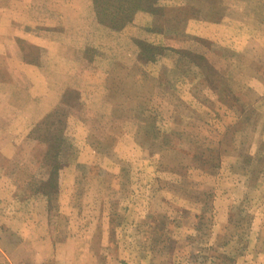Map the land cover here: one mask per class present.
Returning <instances> with one entry per match:
<instances>
[{"label": "rangeland", "instance_id": "rangeland-1", "mask_svg": "<svg viewBox=\"0 0 264 264\" xmlns=\"http://www.w3.org/2000/svg\"><path fill=\"white\" fill-rule=\"evenodd\" d=\"M130 1L0 0V56L43 40L17 39L43 77L11 102L59 93L0 154V213L30 226L11 261L264 264V0Z\"/></svg>", "mask_w": 264, "mask_h": 264}, {"label": "crops", "instance_id": "crops-1", "mask_svg": "<svg viewBox=\"0 0 264 264\" xmlns=\"http://www.w3.org/2000/svg\"><path fill=\"white\" fill-rule=\"evenodd\" d=\"M59 1L61 3H59ZM63 1H66L65 6H72L71 4L67 3L70 0H26V2L22 3V11L26 12L28 10L31 11L33 9H39L46 10L49 12H55L59 10L57 9V7L63 4ZM73 6L75 7V4ZM77 6L78 7H75L76 9H74V11L81 12L83 11V9H87L90 6V3L84 8L79 4H77ZM17 39L24 42L27 41L28 43L37 46H40V42H43L41 37H38L37 34H32L23 27L22 30L14 32V34L12 35V41H10V44L7 46L8 49H10V51L14 53L13 58L10 57L7 51L4 52L6 53V55L2 52L3 54L0 56V58L2 59V65L4 66L3 70H5V72L7 73V76H10L8 78L4 77L2 83L0 84V88L7 87V90H4V92L1 91L2 94H0V140L3 139V141H6L4 143H0V154L5 156L14 155V147L16 145L14 141L16 139H28L29 136L28 138H26L25 136L30 131L31 127L37 122H39L44 116H46L50 106L57 105V101L59 98V93L57 91H54L55 93H53V91L48 89L47 86L44 88H38V91L36 92L35 90L33 93L28 87V91L30 93L26 98L27 101H24L23 106H16L14 102H11L10 97L12 95L10 94L11 90L9 89L11 88L13 90L15 82H22L31 87L34 86V82L36 80L30 75L38 76L40 78L43 77L40 68L36 66L35 63L25 60V52H23L22 48L18 46ZM26 74L29 75L28 80L25 77ZM42 84L40 83L39 85ZM18 86L25 87L26 89H28L26 85ZM48 92L53 93L55 95L52 103L49 102L47 105H42L40 103L38 104L37 102L27 104L31 100L35 101V98L37 97H39L41 100H44V96H46ZM31 108L38 110V115H36L33 120H30V118L27 117L29 115L28 109ZM1 112H5V114H1ZM4 201L9 203L12 202L13 199H9V196H7L6 199H0V203H3ZM0 218L6 220L5 224L0 228V230H2L4 233L0 238V264H14V262L10 259L9 252H11L10 250H13L16 246H19L21 243L15 238L19 237L17 231L22 230L23 234H21L20 232L19 233L23 236L26 231H30V226L28 225V222L24 221L21 225H19V229H16L14 227L16 225V218L15 213L13 212L9 213L7 211L4 213H0Z\"/></svg>", "mask_w": 264, "mask_h": 264}, {"label": "trees", "instance_id": "trees-1", "mask_svg": "<svg viewBox=\"0 0 264 264\" xmlns=\"http://www.w3.org/2000/svg\"><path fill=\"white\" fill-rule=\"evenodd\" d=\"M131 1H132V0H131ZM131 1H130V2H131ZM132 4H133L132 6H134V3H132ZM130 9H131V8H130Z\"/></svg>", "mask_w": 264, "mask_h": 264}]
</instances>
